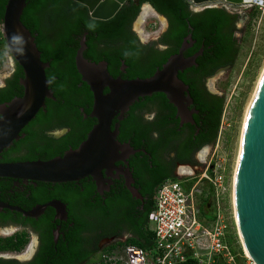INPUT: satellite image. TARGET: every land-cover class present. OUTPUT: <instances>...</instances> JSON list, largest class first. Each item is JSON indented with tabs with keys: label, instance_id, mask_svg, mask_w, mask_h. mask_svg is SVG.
<instances>
[{
	"label": "trees",
	"instance_id": "1",
	"mask_svg": "<svg viewBox=\"0 0 264 264\" xmlns=\"http://www.w3.org/2000/svg\"><path fill=\"white\" fill-rule=\"evenodd\" d=\"M6 3L7 0H0V24ZM144 3L149 4L157 14L166 17L169 21L168 32L163 39L157 42L159 45L166 46L164 50L156 48V44L140 45L137 37L125 30V27L132 23L139 14V6H135L132 0H129L113 18L107 21L91 19L86 8L74 0H27L20 21L31 34L41 33V17L50 16L54 19V25L50 32V38L54 45L46 47L36 40V47L43 51L42 60L50 61L52 59L50 70H46L45 74L51 81L49 88L53 90L54 99L47 100L46 113L40 110L36 119L26 126L27 128L24 129L26 137L14 142L9 149L2 152L0 163L51 160L63 156L70 149H76L86 139L92 125L80 122L81 115L78 108H75L79 104L76 95L78 93L77 85L80 81L74 62L75 49L78 46L75 38L84 32L88 33L86 45L91 48L89 57L93 58L95 62H99L100 59H108L110 56L105 51H103L104 54L102 53L104 57L95 51L92 45L94 34H98L99 39L103 41L118 45L114 48V56L117 59L111 64V67H118L123 61L127 66V80L145 79L152 76L170 56L178 52L184 38L190 34L194 45L186 52L185 57L193 56L202 46L203 54L196 60L197 67L189 68L186 72L187 75H178L179 79L188 87L193 106L198 112L192 117L194 125L188 124L186 127L190 130L191 140L202 141L198 147L203 144L211 146L215 144L221 125L224 98L210 95L205 89L204 81L213 76L217 70L234 65L239 53V42L234 38V25L239 17L231 15L223 9H207L192 13L188 11L187 0H139V4ZM71 7L72 10H70ZM72 11H75L76 14H73ZM254 15L256 14L253 12L251 17ZM1 35L0 32V46L4 44ZM2 61L3 56L0 53V64ZM109 70L113 73L112 69ZM19 76L23 75L18 73L7 82L6 87L0 89V104H6L14 98L23 96V88L18 84ZM156 95L164 98L163 94ZM35 122L37 123L35 124ZM54 127H67L70 132L59 142L45 140L44 132ZM120 131L124 135L122 139L133 137V144L136 145L139 144L143 134L139 129L125 128L123 123ZM173 135H177V132L175 131ZM36 153H39L40 156H37ZM166 180L176 179L170 175H164L156 181L150 192L149 204L142 222L138 226L133 223L129 225L133 236L124 242H116L114 245H134L144 250L152 247L153 236L148 229L147 218L154 205L156 190ZM0 181L3 185L5 182H9L6 178H0ZM10 184L5 185L4 188L0 187V192L6 195L5 191L9 189ZM64 185L70 187L75 183ZM37 198L39 197L34 196L33 199ZM22 200L21 197H18L14 202H10V205H17L24 211L28 210L30 205L20 203ZM65 202L69 203L71 211L74 212L79 207L78 190H71ZM74 215V223L78 228V218L75 213ZM202 216L207 220H212L214 212L202 210ZM29 220L30 218L17 212L6 210L0 213V228ZM26 243V235L0 238V251H20ZM227 243L235 253L229 233H227ZM113 246L105 249H112ZM98 252H88L77 257L70 264H84ZM184 264H196V262L188 260Z\"/></svg>",
	"mask_w": 264,
	"mask_h": 264
},
{
	"label": "flooded vegetation",
	"instance_id": "2",
	"mask_svg": "<svg viewBox=\"0 0 264 264\" xmlns=\"http://www.w3.org/2000/svg\"><path fill=\"white\" fill-rule=\"evenodd\" d=\"M132 1L135 6H139L138 18L142 12V7L147 3L139 4V0ZM207 9H223L227 13L238 17L241 16V13H244V15L247 13L251 14L252 11V9H242L240 6L231 5L226 2L206 3L202 5L189 3L188 6V11L192 13ZM70 10H72V7ZM150 10L163 20L157 38L143 40L139 32L134 29V22L137 18L127 25L125 30L134 34L140 45L156 44V48L164 50L166 46L159 45L157 42L163 39L168 32L169 21L166 17L157 14L151 6ZM72 12L76 14L75 11ZM239 22L242 23L241 27L238 26ZM53 25L54 19L52 17L43 16L41 17V33L34 32L31 34L29 31L36 46V40H39L46 47L54 45L50 38ZM245 25V21H240L239 19L234 25V38L238 42V34L242 33ZM87 35L88 33L84 32L81 36L75 38L78 46L75 49L74 62L77 51L80 48V42L85 40V50L83 51V58L85 60L95 64L105 63L108 73L113 78L120 77L123 80H127V66L123 61H121L120 66L111 67V64L117 59L114 56V48L118 47V45L103 41L99 39L98 34H94L92 45L95 51L100 55L105 51L110 56L108 59H100L99 62H95L93 58L89 57L91 48L86 45ZM1 38L4 41V47L0 46L2 47L0 48V53L3 56L0 67L4 64L5 60H8V66L0 76V89L6 87L7 82L18 73L24 76L22 68L8 51L3 35H1ZM37 49L40 53V60L44 64L49 65L45 68V71L50 70L52 59L50 61H43V51L39 50L38 47ZM188 50L183 53L184 57ZM102 56L104 57V55ZM226 68L229 67L221 69ZM109 69H112L113 73ZM187 70L179 74L187 75ZM23 76H19L18 78L19 86H21L20 82ZM78 77L80 82L77 85L78 93L76 98L79 104L75 108H78V112L81 115L79 121L91 124L93 128L96 124V120L90 116L93 107V95L90 87L82 81L79 74ZM209 78L204 81L206 91L210 95L219 96L209 90L207 85ZM46 79L50 86L51 81L47 77ZM103 92L107 94L108 89L105 88ZM163 96L164 98L153 94L150 97L140 99L124 114L122 121L119 122L116 140L122 145H128L131 150L120 152L121 159L115 161L111 169L102 170V178L100 180L87 177L70 187L64 185L66 183H36L34 185L30 182L25 184L12 179H8L9 182H5L3 185L0 181L1 188L11 183L9 189L5 191L7 196L0 192L1 203L10 205V202L12 203L16 198L21 197L23 200L20 203L30 205V208L25 211H30L50 202H60L65 206L67 213L66 217H63L55 209L46 207L41 214L35 218H30L28 222L25 221L0 228V238L2 239L17 235H26L27 238V243L20 251H0V264H70L77 257L79 258L88 252H98L105 249L108 246L107 244L124 242L133 236L129 225L133 223L138 226L142 222L149 204L150 192L159 178L164 175H170L175 179H179L187 175V172L191 170L195 173L198 168H203V164H205V150L212 146L203 144L198 147L202 141L191 140L190 130L186 127L190 123H181L182 121L177 109L168 102L165 95ZM47 100L51 99H46L45 108L41 110L44 113H46ZM188 109L189 111H196L193 101L188 106ZM116 123L117 117L112 121V130ZM122 123L125 128H136L142 131L143 134L140 137L138 145L133 144V137L122 139L124 137L120 131ZM191 125L193 126L194 124ZM24 129L21 133V139L27 135ZM175 131L177 135H173ZM69 132L70 129L67 127H54L44 132L46 136L45 140L59 142ZM36 155L40 156L39 153H36ZM70 189H77L79 193V207L74 212L71 211L69 203L65 202L71 191ZM131 189L136 191L139 197L134 196ZM34 196L39 198L33 199ZM2 197L4 198L2 199ZM32 200L37 201L32 202ZM10 206L18 207L17 205ZM4 211L6 209L0 210V213ZM74 213L78 218V228H76L74 223ZM47 236H50V238H47Z\"/></svg>",
	"mask_w": 264,
	"mask_h": 264
},
{
	"label": "water",
	"instance_id": "3",
	"mask_svg": "<svg viewBox=\"0 0 264 264\" xmlns=\"http://www.w3.org/2000/svg\"><path fill=\"white\" fill-rule=\"evenodd\" d=\"M128 1L74 0L86 8L91 19L99 21L113 18ZM252 1L187 0L193 5L217 2L240 5ZM26 2L27 0H7L1 23V33L8 51L22 68L24 76L20 82L23 96L0 105V158L3 151L22 138L23 129L45 108L46 99H54L45 76V68L49 65L40 60L33 37L20 21ZM145 7L150 8L149 4H145ZM193 43L189 34L178 52L170 56L152 76L123 80L120 77L113 78L105 63L95 64L85 60V40H82L75 65L82 81L91 89L93 107L90 116L96 120V124L76 149L66 151L63 156L47 161L0 163V178L34 185L76 183L87 177L100 180L102 170L111 169L115 161L121 159L120 152L131 150L128 145H122L116 140L119 122L134 103L153 94L165 95L168 102L177 109L181 123L194 124L192 115L198 112L189 111L192 99L188 87L178 77L186 69L197 67L196 60L203 54L202 46L193 56H183ZM105 88L108 89L107 94L103 92ZM115 117L117 123L112 130ZM131 192L139 197L133 189ZM233 202L240 241L255 264H264V72L241 134ZM46 207L53 208L60 216L66 217L65 206L60 202H50L30 211L0 202V210L17 212L26 218L37 217Z\"/></svg>",
	"mask_w": 264,
	"mask_h": 264
},
{
	"label": "built area",
	"instance_id": "4",
	"mask_svg": "<svg viewBox=\"0 0 264 264\" xmlns=\"http://www.w3.org/2000/svg\"><path fill=\"white\" fill-rule=\"evenodd\" d=\"M236 6L254 9L261 17L264 14V0ZM212 162L197 175L166 180L157 188L147 218L153 236L150 249L112 243L107 246L114 245L112 249L99 251L84 264H184L188 260L196 264H255L243 247L242 254H237L227 243L229 227L222 211L226 176L222 163ZM209 201L212 220L202 216Z\"/></svg>",
	"mask_w": 264,
	"mask_h": 264
},
{
	"label": "rangeland",
	"instance_id": "5",
	"mask_svg": "<svg viewBox=\"0 0 264 264\" xmlns=\"http://www.w3.org/2000/svg\"><path fill=\"white\" fill-rule=\"evenodd\" d=\"M253 12L256 15L251 17ZM251 14L241 13L239 17V20L245 21L246 25L242 33L238 34L239 53L234 65L217 72L207 82L212 93L224 98V106L218 137L215 144L205 150L203 167L211 159L212 163L220 161L223 165L226 191L223 195L222 211L228 223L232 247L237 254H242L244 246H241L235 220L234 176L245 118L264 71V14L261 17L254 9ZM162 24L163 20L160 17L151 12L150 8L143 6L140 16L134 22V29L139 32L143 40H153L157 38ZM238 26L241 27L242 23L239 22ZM7 61L5 60L0 67V76L8 66ZM201 169L202 167L198 168L195 173L191 170L187 174L197 175ZM206 206L207 211L210 212L211 202L209 201Z\"/></svg>",
	"mask_w": 264,
	"mask_h": 264
},
{
	"label": "bare ground",
	"instance_id": "6",
	"mask_svg": "<svg viewBox=\"0 0 264 264\" xmlns=\"http://www.w3.org/2000/svg\"><path fill=\"white\" fill-rule=\"evenodd\" d=\"M264 72V71H263ZM247 116V115H246ZM236 172V171H235ZM243 249H244V251H246V249L243 247ZM245 254L247 255V256H249L248 255V253H247V251L245 252Z\"/></svg>",
	"mask_w": 264,
	"mask_h": 264
}]
</instances>
